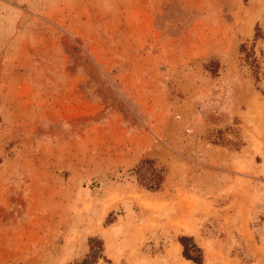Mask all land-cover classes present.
<instances>
[{
    "label": "rangeland",
    "instance_id": "1",
    "mask_svg": "<svg viewBox=\"0 0 264 264\" xmlns=\"http://www.w3.org/2000/svg\"><path fill=\"white\" fill-rule=\"evenodd\" d=\"M151 4L0 0V264H264V0Z\"/></svg>",
    "mask_w": 264,
    "mask_h": 264
},
{
    "label": "trees",
    "instance_id": "2",
    "mask_svg": "<svg viewBox=\"0 0 264 264\" xmlns=\"http://www.w3.org/2000/svg\"><path fill=\"white\" fill-rule=\"evenodd\" d=\"M257 39H264V19L262 23L257 22L254 26L252 45L250 47H247L245 43L239 45V52L243 54L242 59L250 66L255 82H258L261 78L264 79V69L261 70L260 59L255 56L253 50L254 43ZM260 53L264 56L263 51ZM136 174L138 183L152 191L158 190L163 181V169L158 167L153 159H144L142 163L137 166ZM177 240L182 246V256L186 260H189L194 264L203 263V249L193 242L191 236L180 235ZM88 245V254L83 259L76 261L73 264H95L99 258H104L103 241L100 237H89Z\"/></svg>",
    "mask_w": 264,
    "mask_h": 264
},
{
    "label": "crops",
    "instance_id": "3",
    "mask_svg": "<svg viewBox=\"0 0 264 264\" xmlns=\"http://www.w3.org/2000/svg\"><path fill=\"white\" fill-rule=\"evenodd\" d=\"M158 1H162V0H150V2L152 3L151 4V8H152V10H155L154 9V5H155V3H157ZM185 233H190L189 235H192V233L191 232H185ZM193 240V239H192ZM194 242V241H193ZM194 243H196V242H194ZM197 244V243H196ZM198 245V244H197ZM199 246V245H198ZM172 247H174V249H175V251H176V255H178V258L181 260V259H183L185 262L187 261L183 256H182V246L180 245V243L178 242V240L177 241H174L173 243H172Z\"/></svg>",
    "mask_w": 264,
    "mask_h": 264
}]
</instances>
